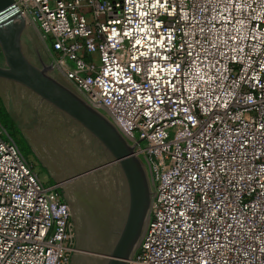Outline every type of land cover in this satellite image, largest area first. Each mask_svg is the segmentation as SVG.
Here are the masks:
<instances>
[{"label":"built area","instance_id":"built-area-1","mask_svg":"<svg viewBox=\"0 0 264 264\" xmlns=\"http://www.w3.org/2000/svg\"><path fill=\"white\" fill-rule=\"evenodd\" d=\"M52 70L144 162L125 264H264V0H13ZM77 230L0 123V264H72Z\"/></svg>","mask_w":264,"mask_h":264},{"label":"rangeland","instance_id":"rangeland-1","mask_svg":"<svg viewBox=\"0 0 264 264\" xmlns=\"http://www.w3.org/2000/svg\"><path fill=\"white\" fill-rule=\"evenodd\" d=\"M16 22L21 27L24 55L40 69L50 67L51 42L31 19L21 17ZM3 68L6 61L0 46V69ZM49 74L62 79L53 70ZM0 116L39 178L47 186L59 185L71 207L78 238L72 264H102L119 236L128 209L121 167L110 164L112 155L79 121L35 91L4 76H0ZM107 179L117 185L116 194L112 197L103 187L102 193L97 194V203L92 186Z\"/></svg>","mask_w":264,"mask_h":264},{"label":"water","instance_id":"water-1","mask_svg":"<svg viewBox=\"0 0 264 264\" xmlns=\"http://www.w3.org/2000/svg\"><path fill=\"white\" fill-rule=\"evenodd\" d=\"M13 0H0V46L6 68L0 76L15 80L65 111L85 126L121 167L128 192V209L119 236L102 264H125L135 251L149 219L151 183L142 161L114 125L65 85L64 80L49 74L52 66L40 69L23 53L20 44L21 19Z\"/></svg>","mask_w":264,"mask_h":264},{"label":"flooded vegetation","instance_id":"flooded-vegetation-1","mask_svg":"<svg viewBox=\"0 0 264 264\" xmlns=\"http://www.w3.org/2000/svg\"><path fill=\"white\" fill-rule=\"evenodd\" d=\"M94 179V181H95V178H93ZM110 179V178H109ZM109 179H107V180H105L104 182H102V181H100V183H99V185H97L96 184V186H92V192H93V194H94V196H95V201H96V199H97V197H99L98 195H100L102 192H101V189L103 188V191H105V192H107V194H109V193H111L112 194V197L116 194V192H115V187L117 186H114L111 182H109L108 180ZM108 185H107V184ZM114 190V191H113ZM98 194V195H97ZM105 195H106V193H105ZM97 203H98V201H96ZM102 206H103V204H102Z\"/></svg>","mask_w":264,"mask_h":264},{"label":"trees","instance_id":"trees-1","mask_svg":"<svg viewBox=\"0 0 264 264\" xmlns=\"http://www.w3.org/2000/svg\"><path fill=\"white\" fill-rule=\"evenodd\" d=\"M0 123L3 125V127L7 130V128L5 127V119L3 116H0ZM8 134H9V131L7 130ZM9 136L15 141V139L9 134ZM16 142V141H15ZM17 143V142H16Z\"/></svg>","mask_w":264,"mask_h":264},{"label":"crops","instance_id":"crops-1","mask_svg":"<svg viewBox=\"0 0 264 264\" xmlns=\"http://www.w3.org/2000/svg\"><path fill=\"white\" fill-rule=\"evenodd\" d=\"M65 85L69 88V89H71L72 91H74L75 93H77L66 81H65Z\"/></svg>","mask_w":264,"mask_h":264},{"label":"bare ground","instance_id":"bare-ground-1","mask_svg":"<svg viewBox=\"0 0 264 264\" xmlns=\"http://www.w3.org/2000/svg\"><path fill=\"white\" fill-rule=\"evenodd\" d=\"M125 182V181H124ZM125 187H126V184H125Z\"/></svg>","mask_w":264,"mask_h":264}]
</instances>
